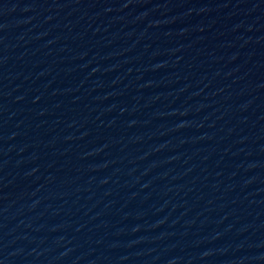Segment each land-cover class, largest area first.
<instances>
[{
    "label": "water",
    "instance_id": "water-1",
    "mask_svg": "<svg viewBox=\"0 0 264 264\" xmlns=\"http://www.w3.org/2000/svg\"><path fill=\"white\" fill-rule=\"evenodd\" d=\"M0 264H264V0H0Z\"/></svg>",
    "mask_w": 264,
    "mask_h": 264
}]
</instances>
